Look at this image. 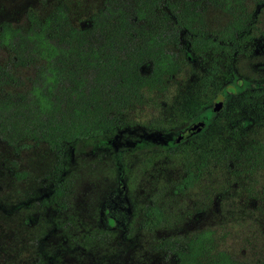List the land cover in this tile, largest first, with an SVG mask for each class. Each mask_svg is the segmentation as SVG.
<instances>
[{
  "label": "trees",
  "instance_id": "1",
  "mask_svg": "<svg viewBox=\"0 0 264 264\" xmlns=\"http://www.w3.org/2000/svg\"><path fill=\"white\" fill-rule=\"evenodd\" d=\"M258 8L264 0H99L82 25H73L69 5L57 1L45 14L28 11L21 27L1 23L0 141L13 153L42 147L49 157L41 204L65 203L71 181L62 165L73 144L131 126L141 136L147 130L167 139L172 129L200 121L199 114L215 113L213 101L223 96L225 107L212 124L226 130L224 145L167 142L166 156L182 168L173 193L184 194L212 173L264 205V139L254 134L241 141L238 132L240 126L264 128V87L239 80L232 70L257 30ZM208 10L217 13L213 24ZM232 107L252 114L235 123L225 114ZM131 114L149 123L133 124ZM219 185L214 196L226 190ZM141 211L144 230L167 225L155 202ZM219 242L216 232L201 229L155 248L169 253L173 264H264V252L238 260Z\"/></svg>",
  "mask_w": 264,
  "mask_h": 264
},
{
  "label": "rangeland",
  "instance_id": "2",
  "mask_svg": "<svg viewBox=\"0 0 264 264\" xmlns=\"http://www.w3.org/2000/svg\"><path fill=\"white\" fill-rule=\"evenodd\" d=\"M57 1L69 5L73 25H82L99 0H0V25L21 27L28 11L45 14ZM216 14L206 11L208 23H214ZM256 29L245 44L246 54L235 60L232 70L239 80L264 87V8L256 14ZM4 60L5 52L0 48V64ZM221 99L215 113L197 116L203 126L194 135H187V143L198 141L208 149L224 145L226 130L220 123L212 124L216 113L225 107L224 97ZM225 114L239 123L252 113L232 107ZM131 117L133 124L142 123L143 128L149 123L148 117ZM195 121L172 132L178 135ZM128 129L72 145L62 165L66 171L63 177L71 181L66 210L53 209L54 213L41 204L50 170L42 147L13 153L0 141V264H36L42 255L57 251L55 264H173L172 256L155 246L163 239H182L201 229L216 232L221 248L238 260L264 252V205L257 198L246 197L240 185L226 187L227 181L213 179L212 173L199 177L195 187L184 194H174L173 185L182 177V168L166 156L165 148L141 139L142 131L132 130V126ZM238 132L241 141L254 134L264 139V128L256 129V124L240 126ZM136 141L139 144L133 146ZM118 176L129 213L123 239L119 231L108 235L98 224L100 204L119 188ZM214 183L226 187L223 195L214 196ZM150 202L162 208L165 227L153 231L142 228L141 208ZM49 222L54 223L53 230Z\"/></svg>",
  "mask_w": 264,
  "mask_h": 264
},
{
  "label": "flooded vegetation",
  "instance_id": "3",
  "mask_svg": "<svg viewBox=\"0 0 264 264\" xmlns=\"http://www.w3.org/2000/svg\"><path fill=\"white\" fill-rule=\"evenodd\" d=\"M260 9L263 8L256 9L255 14H257V12ZM181 131L184 132L185 134L183 138L178 140V142L175 141L177 133H173V135L171 137H168L167 139H164V137L161 136L160 134L158 135L147 134L146 136L140 135V137L141 139L148 141V143L151 145H157L166 148L167 142H169L170 144H173V142L179 143L180 141H184L188 134L192 136L194 135V132L197 133V131L190 132L189 129L181 130ZM181 131H178V133H180ZM138 144H139L138 141H136L133 143V146H136ZM117 181L119 188L117 190L111 191L100 204L98 210V224L101 229L105 230L104 233L108 232V235H113L112 233L113 230L119 231L120 237L123 239L125 224L129 218V213L126 202L123 199V192L125 191V188L122 185V183H120L119 176L117 178ZM195 185L192 187V189L195 187ZM174 194H181V193L174 192ZM45 197H47L46 194ZM41 200L43 199L41 198ZM62 205L63 207H61ZM44 207L47 209L49 208V211L51 210V213H54L55 210H59L58 212H63L66 210V203H49V205ZM49 227L51 228V230H53V227H55L54 223L49 222ZM57 256H58V251L49 255H42V258L40 259V261H37L36 264H55L54 260L57 258Z\"/></svg>",
  "mask_w": 264,
  "mask_h": 264
},
{
  "label": "water",
  "instance_id": "4",
  "mask_svg": "<svg viewBox=\"0 0 264 264\" xmlns=\"http://www.w3.org/2000/svg\"><path fill=\"white\" fill-rule=\"evenodd\" d=\"M221 97L220 96H217L216 98H215V100H214V102H213V108H214V110L216 111V110H218L219 108H220V106H221ZM202 126H203V124H202V122H200V121H196V122H194L190 127H189V129H190V131L191 132H194V131H199L201 128H202ZM184 132H180V133H178V135L176 136V140L178 141V140H180L182 137H184Z\"/></svg>",
  "mask_w": 264,
  "mask_h": 264
}]
</instances>
